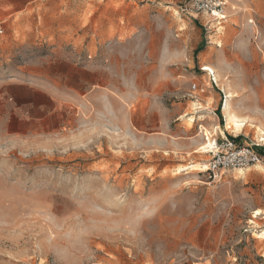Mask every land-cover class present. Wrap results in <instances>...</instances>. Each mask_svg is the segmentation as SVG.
<instances>
[{
    "label": "rangeland",
    "instance_id": "1",
    "mask_svg": "<svg viewBox=\"0 0 264 264\" xmlns=\"http://www.w3.org/2000/svg\"><path fill=\"white\" fill-rule=\"evenodd\" d=\"M183 1L0 0V264H264V0Z\"/></svg>",
    "mask_w": 264,
    "mask_h": 264
},
{
    "label": "built area",
    "instance_id": "2",
    "mask_svg": "<svg viewBox=\"0 0 264 264\" xmlns=\"http://www.w3.org/2000/svg\"><path fill=\"white\" fill-rule=\"evenodd\" d=\"M226 5L227 0H184L179 10L183 14L194 17L199 14L207 15L216 21L224 19ZM207 73L214 82L213 73L211 71ZM211 146L212 148L208 151L211 157L207 170L212 175L217 174L221 169L247 167L259 162L260 159L252 144L240 145L234 138L222 136L220 140L213 139Z\"/></svg>",
    "mask_w": 264,
    "mask_h": 264
},
{
    "label": "bare ground",
    "instance_id": "3",
    "mask_svg": "<svg viewBox=\"0 0 264 264\" xmlns=\"http://www.w3.org/2000/svg\"><path fill=\"white\" fill-rule=\"evenodd\" d=\"M225 18V16H224ZM203 70L205 71H211L214 73V70L209 65L202 66ZM215 75V74H214ZM215 79L217 82L220 81V76L218 74L215 75ZM232 94L230 91H226V99L224 100L223 106H222V112L225 118L226 126L230 127L234 131L238 132L241 130V126H244L245 124L249 123L252 124L251 119L249 117H243L238 113V110L234 109L232 104L230 103ZM260 104H263V94H260ZM259 104V103H258ZM254 119V118H253ZM229 128V129H230ZM257 130H260L261 133L264 135V131L261 130L259 126H257ZM264 138V137H262ZM205 148H211V142L208 140L203 146L200 147V149ZM207 165L203 164L202 167L206 168Z\"/></svg>",
    "mask_w": 264,
    "mask_h": 264
},
{
    "label": "crops",
    "instance_id": "4",
    "mask_svg": "<svg viewBox=\"0 0 264 264\" xmlns=\"http://www.w3.org/2000/svg\"><path fill=\"white\" fill-rule=\"evenodd\" d=\"M222 20H223V19H222ZM213 21H214V20H213ZM213 21H211V22H213ZM216 21H217V22H216L217 24L220 22V20H216ZM209 23H210V20H209V21H206L205 25H206V24H209ZM210 25H211V24H210ZM204 71H205V70H204Z\"/></svg>",
    "mask_w": 264,
    "mask_h": 264
}]
</instances>
